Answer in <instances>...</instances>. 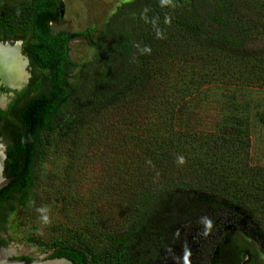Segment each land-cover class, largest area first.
<instances>
[{"label": "trees", "instance_id": "obj_1", "mask_svg": "<svg viewBox=\"0 0 264 264\" xmlns=\"http://www.w3.org/2000/svg\"><path fill=\"white\" fill-rule=\"evenodd\" d=\"M60 8L61 0H0V41L22 40L31 66L49 75L45 89L30 87L0 110L3 176L14 177L0 190V233L6 213L28 201L42 155L101 130L115 136L124 232L111 234L104 221L66 229L45 259L138 264L130 253L146 237L151 244L171 238L167 255H182L179 264L227 263L225 239L238 246L240 262L264 264V168L251 166V123L264 125V109L251 115L249 102L228 98L208 128L191 121V102L208 86L264 89V0L124 3L76 86L68 85L76 67L69 43L91 30L53 33ZM183 228L186 242L174 235Z\"/></svg>", "mask_w": 264, "mask_h": 264}, {"label": "rangeland", "instance_id": "obj_2", "mask_svg": "<svg viewBox=\"0 0 264 264\" xmlns=\"http://www.w3.org/2000/svg\"><path fill=\"white\" fill-rule=\"evenodd\" d=\"M131 1L61 0L60 18L50 25L51 31L82 34L91 30L89 37L80 36L69 43L68 55L76 65L69 74V86H76L83 77L82 66L93 63L96 57L94 43L98 41L107 20L122 4ZM125 63L120 64L113 80L122 76ZM26 70V89H45L49 80L47 71L31 64ZM228 98H234L239 103L249 102L251 115L256 110L264 109V89L234 90L231 87L208 86L191 102L192 124L208 128L221 112V104ZM114 138L113 134L106 136L99 130L86 134L79 146L59 144L42 155L28 201L22 206L15 205L14 210L5 215L0 236L7 243L3 250L15 255L10 260L18 257L44 260L52 252L49 243L59 238L66 229H79L104 221L111 234L124 232H119L117 227L123 217L124 203L117 193L115 170L119 155L113 146ZM251 155V166L264 168V125L254 119L251 123ZM178 198L184 201L190 199L187 195H178ZM184 232V228L174 231L175 238L177 234L182 236L183 241L186 240ZM169 240L172 241L171 238ZM168 241L151 244L146 237H142L131 250L132 263L179 264L183 256L172 251V256L171 253L168 256Z\"/></svg>", "mask_w": 264, "mask_h": 264}, {"label": "bare ground", "instance_id": "obj_3", "mask_svg": "<svg viewBox=\"0 0 264 264\" xmlns=\"http://www.w3.org/2000/svg\"><path fill=\"white\" fill-rule=\"evenodd\" d=\"M26 66V60L20 55L18 45L14 47L0 45V78L3 82L13 88L24 85L28 78Z\"/></svg>", "mask_w": 264, "mask_h": 264}, {"label": "water", "instance_id": "obj_4", "mask_svg": "<svg viewBox=\"0 0 264 264\" xmlns=\"http://www.w3.org/2000/svg\"><path fill=\"white\" fill-rule=\"evenodd\" d=\"M62 14V12H61ZM18 44V43H16ZM0 45L2 46H6V44H2L0 43ZM8 46V45H7ZM27 61V59H25ZM1 83L7 85L10 88H13L12 86L8 85L7 83L3 82L0 78ZM15 89V88H14ZM18 89V88H17ZM4 97L2 96L0 98V104L3 105L4 103ZM6 158V147L5 145L2 143V139L0 138V190L4 187H6L14 177H4L3 176V170H4V161ZM224 248H228L230 249V251H232V255H237V251H238V246L236 244L232 245V241L225 239L222 243V245ZM219 248L216 249L215 254L219 255L218 253ZM13 257H15V255L3 250V248H0V264H25L22 261H14V260H10ZM29 264H72L71 261H69L66 258H52V259H44V260H40V261H32Z\"/></svg>", "mask_w": 264, "mask_h": 264}, {"label": "flooded vegetation", "instance_id": "obj_5", "mask_svg": "<svg viewBox=\"0 0 264 264\" xmlns=\"http://www.w3.org/2000/svg\"><path fill=\"white\" fill-rule=\"evenodd\" d=\"M0 43L2 44H6V46L8 45L9 47H14L16 45H18V50L20 55L27 59L26 63H27V67L26 69L29 67L30 65V61L29 59L23 54V50H22V43L20 41H0ZM18 43V44H16ZM25 69V72L27 73V70ZM28 74V73H27ZM28 81V80H27ZM27 83V82H26ZM26 83L24 85H22L20 88H10L7 85L1 83L0 81V98L1 96L4 97V103L3 105L0 104V110L2 111H7L9 106L11 104H13L16 100H17V95L19 93H21L22 91L26 90ZM21 102V101H20ZM18 105H21V103H18ZM232 258L230 260H227V263L222 262V264H244V262H240V260L238 259V257L236 255H232ZM218 261H220V257L218 256ZM251 264H257L256 262L251 263Z\"/></svg>", "mask_w": 264, "mask_h": 264}, {"label": "clouds", "instance_id": "obj_6", "mask_svg": "<svg viewBox=\"0 0 264 264\" xmlns=\"http://www.w3.org/2000/svg\"><path fill=\"white\" fill-rule=\"evenodd\" d=\"M163 2L167 3L168 0H163ZM157 35H158V37H159V33H158ZM145 51L148 52V51H150V49H147V48H146ZM179 163H180V164H183V163H184V159H183V157H180V158H179ZM46 219H47V217H45V220H46ZM207 223H208V226L210 227V226H211V222L208 221Z\"/></svg>", "mask_w": 264, "mask_h": 264}]
</instances>
